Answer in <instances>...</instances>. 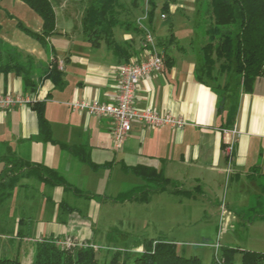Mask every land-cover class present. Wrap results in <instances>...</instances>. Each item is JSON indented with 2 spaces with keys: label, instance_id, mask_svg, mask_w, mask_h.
Wrapping results in <instances>:
<instances>
[{
  "label": "crops",
  "instance_id": "obj_1",
  "mask_svg": "<svg viewBox=\"0 0 264 264\" xmlns=\"http://www.w3.org/2000/svg\"><path fill=\"white\" fill-rule=\"evenodd\" d=\"M174 1L175 5H169L172 12L182 0ZM66 2L54 7V11L58 7L61 27L55 11V32L45 46L15 31V23L5 29L0 20V38L34 59L36 82V91L31 94L24 90L20 76L0 74V95L44 103L51 131V140H42L30 102L0 109V174L7 172V180L13 177L15 182L0 213V223L10 225L9 236L1 239L3 244L10 245L8 253L19 257L22 252V262L30 264L34 243L50 237L60 242H90L99 248L100 232L95 226L103 206L125 209L128 205L170 199L181 207L183 200L188 199L194 202L189 208L193 204L202 210L197 197L216 194L224 184L225 199L219 205L207 199L215 212H204L203 217H212L213 213L219 222L230 225L237 215L229 206L237 207L242 200L234 193L248 187L261 191L264 187L256 181L264 178V78L256 79L252 93L239 94L232 127L222 129L215 92L195 77L198 52L190 49L188 37H182L184 30H174L172 24L161 29V21L154 18L150 26L154 40H171L162 47L165 56L161 71L139 81L133 106L137 110L151 108L169 114L184 124L180 128H155L133 123L122 147L115 149L112 121L73 110L69 103L114 101L118 69L145 58L144 23L136 17L133 25L116 26L112 45L103 41L93 48L81 32L82 12L78 15L74 9H68L63 5ZM21 6L24 3L18 0H0V14L5 21L14 22L15 9ZM24 14L34 25V31H40L41 19L36 14L37 17ZM182 38L187 40L185 46L180 44ZM51 60H55L63 75L60 85L45 78ZM65 147L81 149L73 155ZM80 156L85 159L81 161ZM123 165H145L162 171L167 179L166 188L153 192L145 203L125 196L145 183L122 189V183L129 178ZM4 209L7 213H3ZM116 218L113 215L110 221ZM18 226L26 235L22 240L15 237ZM111 229L108 223L101 236L110 240ZM141 245L134 251L140 252Z\"/></svg>",
  "mask_w": 264,
  "mask_h": 264
},
{
  "label": "trees",
  "instance_id": "obj_2",
  "mask_svg": "<svg viewBox=\"0 0 264 264\" xmlns=\"http://www.w3.org/2000/svg\"><path fill=\"white\" fill-rule=\"evenodd\" d=\"M24 3L41 19V29L32 31L20 22L16 27L45 46L47 38L55 32L54 7L62 1L76 2L77 0H18ZM141 0H131V5H137ZM145 26L150 29L158 5V0H146ZM174 0H162L160 11L169 12V5ZM56 3V4H55ZM82 8L80 18L81 32L91 47L97 48L101 42L113 44V29L116 26H130L134 24L130 12L123 0H78ZM206 27L205 37L198 55L196 66V80L210 87L217 96V114L222 116L220 127H232L238 97L241 93H252L254 83L258 78H264V0H207L204 10ZM121 15L126 18L121 19ZM143 24V25H144ZM1 30V26H0ZM151 31V29L149 30ZM152 33V31H151ZM170 38L155 39V46L162 57L165 56L166 42ZM34 59L24 55L15 46L0 38V74L13 73L20 76L23 88L27 93L36 91L33 72ZM218 76H230L224 85L217 81ZM63 75L55 60H51L45 78L55 85H60ZM32 110L36 112L39 133L44 141L51 140V131L44 115V103L30 102ZM73 155H78L81 147H65ZM81 161L85 158L80 156ZM126 173L140 178L145 185L129 191L125 196L139 202H147L153 192L166 188L167 179L162 171L145 165L122 166ZM7 172L0 174V213L6 204L8 193L14 186V178L7 180ZM147 186V187H146ZM155 186V188H152ZM68 190V186H64ZM2 214V213H1ZM1 222L2 219H0ZM21 221V220H20ZM6 224L0 223V264H24L17 255H10L7 251L9 244H3V236L8 237L10 230ZM15 237L22 240L26 237L21 227L16 230ZM52 237L36 241L33 247L30 264H203L198 257H185L178 253L177 245L167 240H148L141 246L140 252L114 251L102 253L92 243L72 242L69 247ZM14 244V243H13ZM10 246V245H9ZM215 259L208 264H264V252H255L228 245L217 246ZM4 253H7L6 256Z\"/></svg>",
  "mask_w": 264,
  "mask_h": 264
},
{
  "label": "rangeland",
  "instance_id": "obj_3",
  "mask_svg": "<svg viewBox=\"0 0 264 264\" xmlns=\"http://www.w3.org/2000/svg\"><path fill=\"white\" fill-rule=\"evenodd\" d=\"M130 12V19L134 20L136 17L139 19L138 22H145L146 10L149 8L146 0H141L137 5H131V0H123ZM76 2H66L65 7L78 12V15L82 12L81 6ZM175 1L172 2L175 5ZM6 3H1L5 6ZM56 4V3H55ZM162 0H158L157 9L155 12V18L158 23L161 21V29L170 28L171 24L174 30L183 31L185 34L182 35L188 37V43L197 53L201 45L205 41L203 36V30L208 27L206 25L204 10L207 5V0H182L179 4H176L175 11L169 10L168 13L163 14L160 11ZM56 6V5H55ZM75 6V7H74ZM21 9H15L14 13L16 18L14 22H7L4 19V15L0 14V20L3 22L4 28L12 24L20 22L26 28L34 31L35 27L30 22L29 17L27 18L24 13L29 15H35L25 4L21 6ZM5 8V7H4ZM57 12V22L61 27L60 14ZM77 14V13H76ZM82 15V14H81ZM164 16V18L161 17ZM34 17H37L36 15ZM126 18L121 15V19ZM127 19V18H126ZM140 24V23H138ZM150 30L145 24L142 26ZM15 31H20L15 28ZM169 31V30H168ZM202 31V32H201ZM21 32V31H20ZM151 32V31H150ZM16 33V32H15ZM22 33V32H21ZM26 36L24 33H22ZM181 34V33H180ZM27 37V36H26ZM181 37V36H180ZM186 38H182L181 45H186ZM174 40V39H172ZM179 47L178 42H174ZM198 54V53H197ZM230 76H218L217 81L220 85H224ZM118 172L114 174L113 181L116 180ZM129 178L122 183V189H129L137 184H142V180L128 173ZM256 181L260 184H264V178H257ZM226 184L224 188L220 189L216 194L206 193L203 196L197 198L200 199L199 206L202 210L192 207L189 208L190 203L193 201L183 200L181 207L176 205L177 201L159 200L157 205L155 202L148 204H133L127 206L125 209L121 207L111 208L109 206H103L101 209L98 225L95 226L96 231L103 232L109 226H111L110 240L109 237L106 240L105 236L97 233L99 244V251L102 253H112L114 251L124 252H135L134 248L140 244H143L148 240H167L174 242L177 245L178 253L185 257L195 256L198 257L200 262L208 264L214 261L216 246L228 245L235 248H241L245 250L264 252V187L263 190H253L250 187L240 193H234L233 196H240L241 202L238 203L237 207H232L230 204L229 208L236 213L232 223L225 226L222 222H219L218 216L212 213V217H203V213L215 212L211 211V204L207 199L211 200L213 205L222 202L226 197ZM153 188L155 186H152ZM219 193V194H218ZM218 195L217 199L216 196ZM167 197V195H164ZM201 197L204 199H201ZM178 199H182L178 197ZM202 200V201H201ZM215 200V201H214ZM173 205V206H172ZM157 210V211H156ZM3 213H7V209L3 210ZM109 214V215H106ZM125 214V217H124ZM155 214H158L156 217ZM204 214V215H205ZM6 215V214H5ZM106 215V216H105ZM117 217L115 221L111 217ZM262 218V219H261ZM110 222H112L110 225ZM6 230H10V225L6 223ZM6 256L7 253H4ZM0 255H2L0 253ZM22 252L19 253V258L22 261Z\"/></svg>",
  "mask_w": 264,
  "mask_h": 264
},
{
  "label": "built area",
  "instance_id": "obj_4",
  "mask_svg": "<svg viewBox=\"0 0 264 264\" xmlns=\"http://www.w3.org/2000/svg\"><path fill=\"white\" fill-rule=\"evenodd\" d=\"M161 17L164 18L163 15ZM142 30L144 33L142 48L145 58L138 62L126 63L118 69L117 93L114 101L111 103L98 101H72L69 103L73 110L85 111L97 118L110 119L112 121L111 135L115 149L122 147L133 123L155 128L163 126L180 128L184 124L181 119L169 114H160L151 108L137 110L133 106L139 81L143 77L161 71L164 63L161 53L155 46L152 33L143 27ZM29 102L28 99L14 98L10 94L0 95V109H9L16 104ZM71 244L72 242L69 241L63 243L66 247Z\"/></svg>",
  "mask_w": 264,
  "mask_h": 264
}]
</instances>
